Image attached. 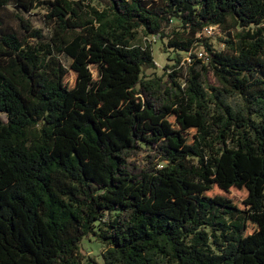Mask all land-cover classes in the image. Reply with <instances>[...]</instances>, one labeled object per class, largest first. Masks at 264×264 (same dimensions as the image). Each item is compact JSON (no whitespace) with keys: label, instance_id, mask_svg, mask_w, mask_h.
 Wrapping results in <instances>:
<instances>
[{"label":"trees","instance_id":"trees-1","mask_svg":"<svg viewBox=\"0 0 264 264\" xmlns=\"http://www.w3.org/2000/svg\"><path fill=\"white\" fill-rule=\"evenodd\" d=\"M85 1L0 0V264H264V0Z\"/></svg>","mask_w":264,"mask_h":264},{"label":"rangeland","instance_id":"rangeland-1","mask_svg":"<svg viewBox=\"0 0 264 264\" xmlns=\"http://www.w3.org/2000/svg\"><path fill=\"white\" fill-rule=\"evenodd\" d=\"M85 3H90L93 7L98 9L99 11H104L107 8V5L103 2H100L99 0H88L85 1ZM15 11V8L8 7L6 10L1 11L0 13L6 16L8 20H13L11 17V13ZM45 15L46 12L41 9L37 8L33 10L30 14L26 15L27 19H29L32 24L39 29H43L46 35H49L50 28L45 24ZM173 27V26H172ZM171 29V27L169 28ZM210 35L211 43L214 46V49L217 51H225L227 49V45L225 43L227 36L224 31H214ZM154 45L152 46L154 59L156 62V70L149 69L146 71L147 76L153 78L157 74L158 76H166L170 73H173V69H167L166 67H173L176 62L170 59L175 58V54H173L172 49H168L164 43L160 42L159 40H153ZM142 43V40L140 39V44ZM201 52H203V49H198L195 51L196 55L201 57ZM179 57L181 58V64L179 67H183L185 75L187 74V71L189 69V56L184 53H179ZM203 61L204 58H202ZM63 62L66 65H69V62L66 59H63ZM206 63V62H205ZM207 81L209 84L214 86H219V83L217 81V78L213 71L209 69V72L205 75ZM71 80L73 81V77H71ZM228 103L233 106H241L242 99L236 95L228 98ZM236 198H242L244 194L242 192H235ZM82 261L83 264H105V260L103 257V254L106 253V249L94 236L88 237L84 240L82 244Z\"/></svg>","mask_w":264,"mask_h":264},{"label":"built area","instance_id":"built-area-1","mask_svg":"<svg viewBox=\"0 0 264 264\" xmlns=\"http://www.w3.org/2000/svg\"><path fill=\"white\" fill-rule=\"evenodd\" d=\"M215 31V28H209L206 30V35L210 36L209 34H212ZM201 57H203V53L200 54Z\"/></svg>","mask_w":264,"mask_h":264}]
</instances>
